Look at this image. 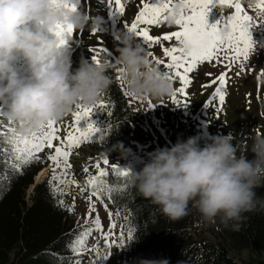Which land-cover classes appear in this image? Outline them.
<instances>
[{
	"label": "clouds",
	"instance_id": "1",
	"mask_svg": "<svg viewBox=\"0 0 264 264\" xmlns=\"http://www.w3.org/2000/svg\"><path fill=\"white\" fill-rule=\"evenodd\" d=\"M103 24L102 16L91 17L76 0H0V108L21 134L63 121L77 105H94L113 85L116 72L129 96L162 100L172 95L174 85L166 72L125 30L115 34L118 67L107 57L97 62L83 56L73 67L58 33L68 27L91 31ZM253 42L264 47V42ZM248 139L252 159L237 154L231 135L212 136L203 146L196 136L178 139L149 153L143 168L133 172L134 186L171 220L188 215L191 204L204 221L214 223L219 217L238 231L245 213L264 210V199L255 191L264 186V132ZM114 150L122 157L131 155L120 144Z\"/></svg>",
	"mask_w": 264,
	"mask_h": 264
},
{
	"label": "trees",
	"instance_id": "2",
	"mask_svg": "<svg viewBox=\"0 0 264 264\" xmlns=\"http://www.w3.org/2000/svg\"><path fill=\"white\" fill-rule=\"evenodd\" d=\"M103 97L104 107L97 108L94 118V125L101 132L72 151L89 146L94 152H103L110 165H116L129 156L122 157L114 146L120 144L128 149L130 107L116 81ZM1 125L15 128V123L10 124L2 115L0 133H6ZM7 145V136H0V149ZM38 158L16 169L9 154L0 151V264H94L101 253L91 262H84L83 255L72 249L83 228L75 220L76 215L60 203L65 192H54L45 181L33 188L31 203L26 204L34 177L48 165L46 158ZM146 163L136 161L111 171L105 180L111 191H105L103 202L95 197L100 205L107 204L113 222L124 225L125 236L120 239L118 250L129 255L126 264H139L142 260H167L168 264H264V210L245 213L238 231L233 230L231 222L225 226L219 217L214 226L207 225L191 204L188 215L171 220L134 186L133 172H139ZM125 168L130 169L128 177L119 175ZM85 175V171H77L78 177ZM255 191L264 199V186ZM129 230L133 234L131 240L127 238Z\"/></svg>",
	"mask_w": 264,
	"mask_h": 264
},
{
	"label": "rangeland",
	"instance_id": "3",
	"mask_svg": "<svg viewBox=\"0 0 264 264\" xmlns=\"http://www.w3.org/2000/svg\"><path fill=\"white\" fill-rule=\"evenodd\" d=\"M174 2H178V0H174ZM107 3L108 0H80V6L91 17L102 16L104 24L100 28L102 31H96L95 34H93L92 30L86 29L82 32H74L67 38L68 43L65 47L67 54L73 60L74 68L79 65L81 56L90 60L92 55H96L98 60L107 57L114 63V59L118 56V53H116L115 34L119 30H124V24L130 26L133 23L142 6L141 0H122L125 10L122 15L117 17V23L115 18L109 17ZM239 3L244 12L253 18V40L264 42V10L258 7L260 0H239ZM234 14L235 9L231 4H216L215 0H213V3L209 6L208 23L211 25L221 20L220 27L224 29L227 21ZM148 28L149 34L154 38H162L165 34L179 30V26L170 22H162L158 25L148 26ZM136 40L140 42L138 38ZM174 45L179 46L175 39L171 41L161 40V43H151L147 47L142 46L145 48L146 53H152L150 59L155 63L153 58H164L162 47L168 48ZM105 48L110 50L114 57H110L102 50ZM18 63H22V61L18 60ZM242 64L243 66H241ZM114 65L118 67L117 64L114 63ZM159 66L164 72L167 71L162 65ZM222 74L225 76V88L224 101L221 103L215 93L216 88L219 87V78ZM113 75L117 86L122 90L126 102L129 104L131 118L127 143L128 149L131 150V155L123 161L115 162L119 168L131 165L136 161L148 162L149 153L154 150L171 147L178 139L186 140L192 136L198 137L201 146H203L206 142L211 141L212 136L231 135L234 137L233 143L238 147V155L245 154L249 159L254 157V154L248 150L250 148L248 137L250 134L264 132V47H256L253 42L246 61L243 60V57L236 60L225 59L223 54H221L219 60L213 59L211 62L205 61L202 64H198L189 73L191 83L186 86V95L180 94L176 97L181 101L180 105L174 103L173 100V93L181 87V83L177 79L172 80L174 90L171 96L162 100H153L151 98L141 100L140 98H131L127 95L125 85L121 79H118L119 73L116 72ZM213 81H216V83H212ZM149 99L154 107H150L148 104L147 101ZM100 102L105 103L103 95L94 105H81L93 108V113L90 117V121L93 124H95V113ZM184 104L187 107H183L182 105ZM75 111L76 108L63 121L56 122L55 127L59 129L61 137L66 134L69 126L73 123V113ZM86 123L87 121H81L80 126L85 127ZM15 129L21 136L30 135L21 134L16 123ZM8 130V128H2L3 132H8ZM45 130H47V127ZM52 151V149L46 148L37 153L36 156L46 158L48 161V165L45 168L46 175L37 184L47 181L53 188L55 182H50L53 175V165L47 158ZM104 158L110 161L103 152H94L89 146H85L79 151H71L69 157L71 168L68 170V179L75 180L76 183L60 184L59 188L65 192L63 194L64 197H62L63 203L68 208H72L73 214L76 215L75 220L80 225L84 226L86 221L90 224L91 220L98 215L103 228L107 230L111 224L114 223L116 225L119 223L113 222L108 209L100 205L95 197L92 198L95 203V211L89 215L88 197L90 193L81 191L83 186L77 176V171H81L83 164H87L85 166L88 167L89 161L96 163L98 159L102 160ZM83 160L85 162L80 163ZM93 169H95L94 166ZM89 174L86 173L85 176L88 177ZM85 176L83 182L86 181ZM33 188L31 186L27 191L26 204L28 205L31 203ZM199 216L201 217L200 214ZM206 223L209 226H214L212 222ZM206 235L211 237L210 233ZM107 243L108 241L104 239L101 233L93 229L85 237L84 245L87 251H85L81 259L84 262H91L99 253L103 256ZM115 256L123 259L122 264L127 263L129 259V255L126 252L119 253L114 251L110 260L114 264H116L113 261Z\"/></svg>",
	"mask_w": 264,
	"mask_h": 264
},
{
	"label": "snow or ice",
	"instance_id": "4",
	"mask_svg": "<svg viewBox=\"0 0 264 264\" xmlns=\"http://www.w3.org/2000/svg\"><path fill=\"white\" fill-rule=\"evenodd\" d=\"M77 3L80 0H76ZM217 3H229L235 9V14L229 18L224 29H221V20L217 23L209 25L208 12L209 6L213 0H141V7L133 21L129 26L124 24V30L134 35L141 45L149 46L151 43H161V40L171 41L175 39L179 46L168 48L162 47V55L164 58H153L157 65H162L167 69V77L172 81L177 79L181 83V87L173 93L174 103L180 105L181 101L176 97L180 94L186 95V86L191 83L189 73H191L198 64L205 61L211 62L213 59L219 60L221 54L225 59L236 60L243 57V60L248 59V54L253 46L252 29L254 28L253 18L244 12L239 0H215ZM177 6L179 10L177 11ZM258 7L264 10V0H260ZM124 5L122 0H108L107 12L110 18H115L124 13ZM162 22H170L179 26V30L170 34L163 35L162 38H154L149 34L148 26L158 25ZM118 23V21H117ZM93 34L102 29H93ZM74 34V31L68 27L58 33L62 37V43H68V37ZM110 57H114L108 49H102ZM149 57L152 53H147ZM93 60L98 62L97 56L92 55ZM115 64H119L117 59H114ZM243 66V64L241 65ZM118 79H121L120 76ZM220 84L216 88V95L221 103L224 101L225 76L219 78ZM212 83H216L213 81ZM129 95L128 93H126ZM131 98H136L132 97ZM143 100V99H141ZM148 104L150 107L151 100ZM99 107H104V103L100 102ZM187 107L186 104L182 105ZM96 107V106H94ZM92 107L76 106V111L73 113L74 121L69 126L66 134L61 137L59 129L55 127L56 122L50 121L47 125V130L43 129L39 134L32 133L28 136H21L16 132L14 127H10L7 133H0V136H7V147L0 149L9 154V159L13 163V167L20 169L23 166L30 164L33 159H39L36 154L44 149H52L53 151L47 157L52 162V178L50 182H55L53 190L60 192V184L76 183L75 180H69L68 170L71 168L69 157L73 148L78 146L83 141H88L94 138L97 133L101 132L99 127H96L90 121L92 116ZM0 115H3V108H0ZM81 121H87L85 127H81ZM10 124L12 121H9ZM57 142V143H54ZM96 173L90 174L85 181V188H90L89 200V215L95 211V203L92 201L96 197L100 202H103L105 191H111L106 187V177L111 171L118 168L117 165H110L107 158L98 159L94 165ZM59 169V171H57ZM85 173H90V169L85 167ZM119 175L128 177L130 169L125 168L119 171ZM63 203V201H60ZM74 207V205H73ZM107 208V204H105ZM72 211V208H69ZM118 214V213H117ZM112 213H110V216ZM81 236L74 242L72 249L76 253L87 251L84 247L85 237H87L93 229L99 231L106 241H109L108 246L111 247L115 241L111 240L113 231L116 225L113 223L109 229L105 230L101 224L100 218L97 215L89 224L86 221ZM132 230L127 233V238L132 239ZM119 236L123 240L125 233L120 231ZM102 260L107 257H102ZM79 264V261L76 262Z\"/></svg>",
	"mask_w": 264,
	"mask_h": 264
},
{
	"label": "bare ground",
	"instance_id": "5",
	"mask_svg": "<svg viewBox=\"0 0 264 264\" xmlns=\"http://www.w3.org/2000/svg\"><path fill=\"white\" fill-rule=\"evenodd\" d=\"M44 170H40L39 173H37V175L34 177L36 181H41L43 179V177L46 175V171L45 168H43Z\"/></svg>",
	"mask_w": 264,
	"mask_h": 264
},
{
	"label": "water",
	"instance_id": "6",
	"mask_svg": "<svg viewBox=\"0 0 264 264\" xmlns=\"http://www.w3.org/2000/svg\"><path fill=\"white\" fill-rule=\"evenodd\" d=\"M37 182H39V181H34V185L37 184Z\"/></svg>",
	"mask_w": 264,
	"mask_h": 264
}]
</instances>
